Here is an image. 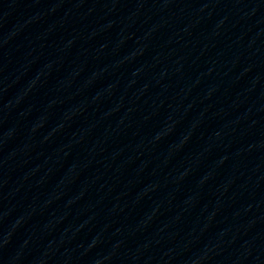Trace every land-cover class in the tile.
Returning <instances> with one entry per match:
<instances>
[{
  "label": "water",
  "instance_id": "water-1",
  "mask_svg": "<svg viewBox=\"0 0 264 264\" xmlns=\"http://www.w3.org/2000/svg\"><path fill=\"white\" fill-rule=\"evenodd\" d=\"M0 264H264V0H0Z\"/></svg>",
  "mask_w": 264,
  "mask_h": 264
}]
</instances>
